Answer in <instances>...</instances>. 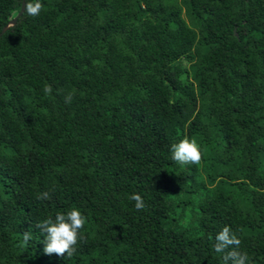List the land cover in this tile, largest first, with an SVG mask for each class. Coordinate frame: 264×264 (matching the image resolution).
I'll return each mask as SVG.
<instances>
[{
  "label": "trees",
  "instance_id": "trees-1",
  "mask_svg": "<svg viewBox=\"0 0 264 264\" xmlns=\"http://www.w3.org/2000/svg\"><path fill=\"white\" fill-rule=\"evenodd\" d=\"M41 3L0 36V264H223L224 226L264 264V0ZM72 207L75 253L45 254L36 224Z\"/></svg>",
  "mask_w": 264,
  "mask_h": 264
},
{
  "label": "clouds",
  "instance_id": "clouds-1",
  "mask_svg": "<svg viewBox=\"0 0 264 264\" xmlns=\"http://www.w3.org/2000/svg\"><path fill=\"white\" fill-rule=\"evenodd\" d=\"M43 5L41 0H23V12L28 16H37L40 14ZM43 92L51 94L52 87L45 85ZM72 93L65 96V102L72 101ZM171 158L178 164H200L202 160V152L200 145L195 139L187 136L180 139L178 142L170 145ZM40 200L51 199L50 193L44 191L37 197ZM135 202L137 211L145 208V203L142 197L134 193L130 197ZM87 218L79 208L72 207L64 212H57L53 217H47L36 224V227L43 235L44 244L43 251L45 254H56L57 256L71 257L76 251V245L81 237V230L85 227ZM23 241L27 244L32 239V234L25 231ZM213 244L216 253L222 254L223 264H249V256L247 253L239 251L241 240L238 238L229 226H224L214 238Z\"/></svg>",
  "mask_w": 264,
  "mask_h": 264
},
{
  "label": "water",
  "instance_id": "water-1",
  "mask_svg": "<svg viewBox=\"0 0 264 264\" xmlns=\"http://www.w3.org/2000/svg\"><path fill=\"white\" fill-rule=\"evenodd\" d=\"M23 13H24V12H23V0H22L21 10H20L19 14L17 15V17H15L13 20H11V21L9 22L8 25H6V26L2 29V31H1V33H0V36H1L4 32H6L10 27H12V26L15 25V24L17 23L19 17H20Z\"/></svg>",
  "mask_w": 264,
  "mask_h": 264
}]
</instances>
